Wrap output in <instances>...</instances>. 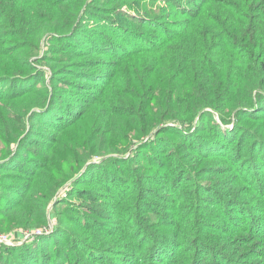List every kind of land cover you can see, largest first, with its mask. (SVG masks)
Instances as JSON below:
<instances>
[{
	"label": "trees",
	"instance_id": "trees-1",
	"mask_svg": "<svg viewBox=\"0 0 264 264\" xmlns=\"http://www.w3.org/2000/svg\"><path fill=\"white\" fill-rule=\"evenodd\" d=\"M50 218L0 258L264 264V0H0V233Z\"/></svg>",
	"mask_w": 264,
	"mask_h": 264
},
{
	"label": "rangeland",
	"instance_id": "rangeland-1",
	"mask_svg": "<svg viewBox=\"0 0 264 264\" xmlns=\"http://www.w3.org/2000/svg\"><path fill=\"white\" fill-rule=\"evenodd\" d=\"M169 125H174L173 123H169ZM193 130V129H192ZM191 130V131H192ZM165 137H167V136H165ZM169 137V136H168ZM170 138H172V139H175L173 136H171ZM163 143H165V140H159L156 144H154L153 145V148H156V147H158V146H161ZM137 147V145L136 146H134V147H132L133 149H135ZM130 154V151L125 155V157H127L128 155ZM99 159L96 157V158H94V161H98ZM97 169H94L93 171H96ZM120 172V171H119ZM99 173V175L101 174V172H98ZM85 179V178H84ZM81 183H82V181H81ZM117 183H118V185H122L123 184V182H121V181H119V180H117ZM82 184H84V183H82ZM66 185H67V183H66ZM72 200H77V199H74V198H72ZM71 204H75V203H71ZM59 207H62V208H64L65 207V205H60ZM48 210H49V212L51 211V207L49 206V208H48ZM54 224H55V222H54V220L52 219V218H50L49 219V228L51 229L53 226H54ZM23 236V233H20V234H16V236H14V235H12L11 237H12V244H10V245H3L1 248L2 249H4V250H6V249H8V248H10V249H13V248H16V247H18L20 244H22L23 243V241L25 240L24 239V237H22ZM1 249V250H2ZM5 260V258L4 259H2V258H0V264H6V262L4 261ZM16 261L14 260V261H12L11 260V264H16L15 263Z\"/></svg>",
	"mask_w": 264,
	"mask_h": 264
},
{
	"label": "built area",
	"instance_id": "built-area-1",
	"mask_svg": "<svg viewBox=\"0 0 264 264\" xmlns=\"http://www.w3.org/2000/svg\"><path fill=\"white\" fill-rule=\"evenodd\" d=\"M50 228H43V229H36L32 232H29V231H25L23 232V236L24 239H27V238H33L34 236H37L43 232H47ZM12 236V235H11ZM8 234H5V233H0V245H10L12 244V237Z\"/></svg>",
	"mask_w": 264,
	"mask_h": 264
}]
</instances>
